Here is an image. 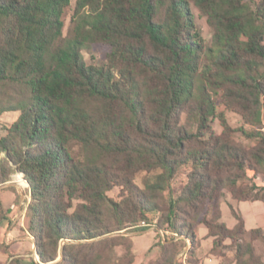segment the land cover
I'll return each mask as SVG.
<instances>
[{
    "label": "trees",
    "instance_id": "16d2710c",
    "mask_svg": "<svg viewBox=\"0 0 264 264\" xmlns=\"http://www.w3.org/2000/svg\"><path fill=\"white\" fill-rule=\"evenodd\" d=\"M70 2L0 0V113L19 111L0 137V187L16 172L27 185L25 230L39 259L30 264H99L116 246L134 264L121 231L157 211L159 230L190 244L187 264H198L199 223L212 253L260 264L242 217L232 209L236 225L220 221L219 198L226 188L238 201H264V188L236 187L247 171L264 182V0H75L63 36ZM191 6L212 29L209 45ZM94 44L109 47L102 64L84 61ZM10 89L19 98L5 103ZM218 97L251 127L240 129L257 142L251 149L232 139ZM182 166L188 181L163 208L162 193ZM226 168L240 174L224 182ZM139 172L150 174L142 188ZM115 187L119 200L107 195ZM6 211L0 200V226ZM250 236L262 240L264 230ZM173 240L160 245L159 264H179L181 251L165 248Z\"/></svg>",
    "mask_w": 264,
    "mask_h": 264
},
{
    "label": "rangeland",
    "instance_id": "374dc122",
    "mask_svg": "<svg viewBox=\"0 0 264 264\" xmlns=\"http://www.w3.org/2000/svg\"><path fill=\"white\" fill-rule=\"evenodd\" d=\"M74 5L75 0H71L69 8L64 11L62 17L64 21L63 36L69 35L70 18ZM191 10L193 12L194 20L201 37L203 38L204 42L209 45L211 43L212 37L211 27L208 25L206 18L200 15L195 7L191 6ZM108 52L109 47L107 45L94 44L91 46V48L83 50L82 53L86 64H102L105 62ZM18 92V89L15 91L10 89L9 93L3 96L4 102L7 103L9 100L13 102L18 99ZM217 99V104L224 112L228 124L232 129L235 130L231 133L232 139L236 142V144L243 146L245 149H251L257 144V142L254 140H249L240 131L241 128L250 130L251 127L244 123V120L238 112H236L234 109L225 108L224 104L221 102V100H219V97ZM18 115L19 111H6L0 113V137L4 134L3 127L10 125L14 120H16ZM180 123L184 124L185 126L190 124L188 114L186 112L180 115ZM210 124L215 133L219 134L222 132V126L220 125V122L217 118L212 119ZM189 171V166H182L178 170L176 176L172 179L169 188L162 193L161 199L159 200L163 208L166 207L165 205L170 202L171 198H176L180 190L187 183ZM155 173H158V171L152 172L150 174L154 175ZM150 174H147L146 172H139L136 174L134 182L138 187L142 188V182L144 178ZM238 174L240 173L235 169L226 168L221 171L218 176L222 178L224 182H227L228 178H233ZM236 187L237 190L264 188V182L260 177H254L251 171H247L245 176L240 177ZM121 194L120 187H115L107 193L109 197L115 200H119ZM0 200L4 208L8 210L6 211L4 219L2 220L4 226L0 228V264H8L12 257L20 258L23 264H30L33 261L39 262V259L36 255V245L34 243V239L25 230V213L27 203L29 201V192L27 191V185L22 180L21 174L18 172L11 174L5 185L0 187ZM219 205L221 206L220 220L229 228H232L237 223L236 218L232 214V209L246 218L248 226H252L253 219L256 217V215L263 212V205L261 202H239L231 196V193L226 188L222 190V196L219 198ZM192 214L193 213H190V216ZM161 216L162 212H150L147 214L145 219V222L150 223V226H140L133 230L129 229L121 231L122 235L127 237V239L130 240L132 244L131 252L136 255L134 264L160 263V245L164 242L161 241L157 224H160ZM178 216L181 218L179 221L181 223H183V221L189 222L190 220L188 215L181 212L178 213ZM200 216L201 215H199V217ZM15 226L18 227L16 234L13 236L9 235V230ZM167 229L169 232H172L170 228ZM194 229L196 236L198 233L199 237L203 233L207 232L205 226L201 223L195 224ZM14 236H21L23 238L16 239ZM170 239H172L171 235H169V239L167 238L166 241ZM178 239L179 238L173 240V242L169 241L165 248L170 250L172 248L171 246H173L176 248V251H184L187 249L188 245V249L190 248V244ZM257 246V256L264 255V240H257ZM94 247L93 251L99 252L100 247H98L97 244H95ZM100 254L102 257L99 264L128 263V256L126 255L124 246H116L113 249L108 250L106 249ZM60 260L61 253L58 255L55 262Z\"/></svg>",
    "mask_w": 264,
    "mask_h": 264
},
{
    "label": "crops",
    "instance_id": "0c3cea01",
    "mask_svg": "<svg viewBox=\"0 0 264 264\" xmlns=\"http://www.w3.org/2000/svg\"><path fill=\"white\" fill-rule=\"evenodd\" d=\"M239 202H243V201H239ZM250 202H261L263 205V210H262L263 212L261 214L256 215V217L253 219L252 226H248V222H247L246 218L243 217L241 214H239V215L242 217V219L244 221V227L246 229L244 239L247 242H250L252 244V246L254 248V253L257 255V252H256L257 247H258L257 246V240H260V239H252L250 236V231L253 229L264 230V201H250ZM220 210H221V206H220ZM2 226H4V223H1L0 228ZM17 229H18L17 226L12 227L9 230V235L13 236L14 234H16ZM14 237L16 239L23 238L21 236H14ZM197 239H198V247L196 249V258L198 260L197 261L198 264H236L235 259H234V254L231 251H225V253L222 255L211 252L212 238L207 237V232L203 233L200 237L198 236V233H197ZM262 240H264V239H262ZM225 243L227 244V243H229V241H225ZM259 262H260V264H264V255H262V256L259 255Z\"/></svg>",
    "mask_w": 264,
    "mask_h": 264
},
{
    "label": "built area",
    "instance_id": "2783aa9c",
    "mask_svg": "<svg viewBox=\"0 0 264 264\" xmlns=\"http://www.w3.org/2000/svg\"><path fill=\"white\" fill-rule=\"evenodd\" d=\"M145 227V226H150V223H146L145 221H142V222H140L138 225H137V227ZM158 232H159V235H160V238H161V241L162 242H164V241H166V239L168 238L169 239V235H171L172 236V239H174V240H176L177 238L176 237H174L172 234H171V232H169V230H158ZM181 252H183V250H181ZM179 264H182V260H181V258H180V260H179Z\"/></svg>",
    "mask_w": 264,
    "mask_h": 264
},
{
    "label": "bare ground",
    "instance_id": "6f19581e",
    "mask_svg": "<svg viewBox=\"0 0 264 264\" xmlns=\"http://www.w3.org/2000/svg\"><path fill=\"white\" fill-rule=\"evenodd\" d=\"M188 248V247H187ZM186 250L185 249L183 252H180V254L177 257H180L182 260V264H187V256H186Z\"/></svg>",
    "mask_w": 264,
    "mask_h": 264
}]
</instances>
